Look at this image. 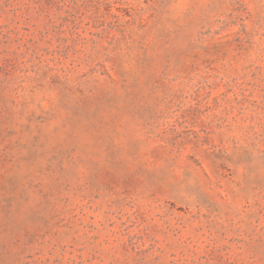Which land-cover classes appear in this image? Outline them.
<instances>
[{
  "label": "rangeland",
  "instance_id": "obj_1",
  "mask_svg": "<svg viewBox=\"0 0 264 264\" xmlns=\"http://www.w3.org/2000/svg\"><path fill=\"white\" fill-rule=\"evenodd\" d=\"M0 264H264V0H0Z\"/></svg>",
  "mask_w": 264,
  "mask_h": 264
}]
</instances>
